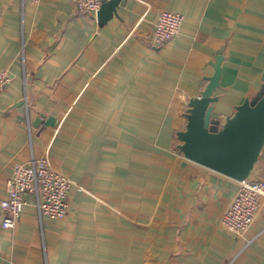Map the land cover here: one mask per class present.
I'll list each match as a JSON object with an SVG mask.
<instances>
[{"label": "crops", "instance_id": "obj_1", "mask_svg": "<svg viewBox=\"0 0 264 264\" xmlns=\"http://www.w3.org/2000/svg\"><path fill=\"white\" fill-rule=\"evenodd\" d=\"M164 9L182 28L156 45ZM220 55L222 123L264 89V0H121L106 22L75 0H0V201L32 157L74 181L63 218L29 194L4 228L0 207V264H264V201L245 234L226 230L238 180L178 148ZM247 179L264 180V146Z\"/></svg>", "mask_w": 264, "mask_h": 264}, {"label": "built area", "instance_id": "obj_2", "mask_svg": "<svg viewBox=\"0 0 264 264\" xmlns=\"http://www.w3.org/2000/svg\"><path fill=\"white\" fill-rule=\"evenodd\" d=\"M38 2L39 0H32ZM104 0H75L78 12L97 14ZM183 15L161 10L156 18L152 39L156 45L173 40L182 28ZM12 81L11 74L0 69V92ZM73 179L54 166L46 156L32 157L27 163L15 162L7 181L6 196L0 201L2 227L12 228L25 210L26 196L35 197L37 214L63 218L67 214V195ZM222 214L220 224L228 231L242 236L253 224L264 201V180L244 179Z\"/></svg>", "mask_w": 264, "mask_h": 264}, {"label": "water", "instance_id": "obj_3", "mask_svg": "<svg viewBox=\"0 0 264 264\" xmlns=\"http://www.w3.org/2000/svg\"><path fill=\"white\" fill-rule=\"evenodd\" d=\"M121 0H104L97 12L101 22L116 14ZM222 56L199 95L189 98L184 130L177 132L179 150L189 160L230 178L247 179L264 146V89L254 100L246 98L221 123L212 118L213 95L219 85Z\"/></svg>", "mask_w": 264, "mask_h": 264}]
</instances>
